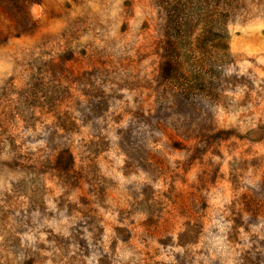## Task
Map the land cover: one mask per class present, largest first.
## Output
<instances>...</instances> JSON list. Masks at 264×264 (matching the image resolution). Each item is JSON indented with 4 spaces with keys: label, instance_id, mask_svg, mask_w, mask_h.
Segmentation results:
<instances>
[{
    "label": "rangeland",
    "instance_id": "1",
    "mask_svg": "<svg viewBox=\"0 0 264 264\" xmlns=\"http://www.w3.org/2000/svg\"><path fill=\"white\" fill-rule=\"evenodd\" d=\"M162 25L154 0H0L2 264H264V0L212 99L161 79Z\"/></svg>",
    "mask_w": 264,
    "mask_h": 264
},
{
    "label": "trees",
    "instance_id": "2",
    "mask_svg": "<svg viewBox=\"0 0 264 264\" xmlns=\"http://www.w3.org/2000/svg\"><path fill=\"white\" fill-rule=\"evenodd\" d=\"M154 1L163 20L161 79L180 97L212 99L216 68L230 57L228 23L238 0Z\"/></svg>",
    "mask_w": 264,
    "mask_h": 264
},
{
    "label": "clouds",
    "instance_id": "3",
    "mask_svg": "<svg viewBox=\"0 0 264 264\" xmlns=\"http://www.w3.org/2000/svg\"><path fill=\"white\" fill-rule=\"evenodd\" d=\"M67 234V233H65ZM0 239H2V237H0ZM44 240L43 235H40L39 237H37L36 235L31 234V232L29 233H25L22 237H21V245L22 246H34L37 242V240ZM2 251V250H0ZM44 255H50V253H44ZM94 259V258H93ZM0 264H2V262H0ZM47 264H51V261H47ZM91 264V262H90Z\"/></svg>",
    "mask_w": 264,
    "mask_h": 264
}]
</instances>
